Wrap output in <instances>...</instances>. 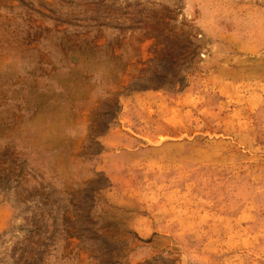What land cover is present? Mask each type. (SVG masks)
<instances>
[{
    "label": "rangeland",
    "instance_id": "obj_1",
    "mask_svg": "<svg viewBox=\"0 0 264 264\" xmlns=\"http://www.w3.org/2000/svg\"><path fill=\"white\" fill-rule=\"evenodd\" d=\"M0 264H264V0H0Z\"/></svg>",
    "mask_w": 264,
    "mask_h": 264
}]
</instances>
